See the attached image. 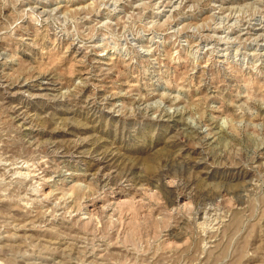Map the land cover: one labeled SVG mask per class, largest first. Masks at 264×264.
I'll list each match as a JSON object with an SVG mask.
<instances>
[{
	"label": "rangeland",
	"instance_id": "rangeland-1",
	"mask_svg": "<svg viewBox=\"0 0 264 264\" xmlns=\"http://www.w3.org/2000/svg\"><path fill=\"white\" fill-rule=\"evenodd\" d=\"M0 264H264V0H0Z\"/></svg>",
	"mask_w": 264,
	"mask_h": 264
},
{
	"label": "bare ground",
	"instance_id": "bare-ground-1",
	"mask_svg": "<svg viewBox=\"0 0 264 264\" xmlns=\"http://www.w3.org/2000/svg\"><path fill=\"white\" fill-rule=\"evenodd\" d=\"M75 48H76V47H75ZM80 49H81L80 47H77V50H76V51H77V52H80ZM38 76H39V75H38ZM44 77H45V76H44ZM2 90H3V89H2Z\"/></svg>",
	"mask_w": 264,
	"mask_h": 264
}]
</instances>
